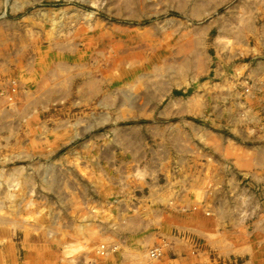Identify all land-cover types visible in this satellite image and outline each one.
Returning a JSON list of instances; mask_svg holds the SVG:
<instances>
[{"label": "rangeland", "instance_id": "1", "mask_svg": "<svg viewBox=\"0 0 264 264\" xmlns=\"http://www.w3.org/2000/svg\"><path fill=\"white\" fill-rule=\"evenodd\" d=\"M136 243L264 264V0H0V264Z\"/></svg>", "mask_w": 264, "mask_h": 264}, {"label": "crops", "instance_id": "2", "mask_svg": "<svg viewBox=\"0 0 264 264\" xmlns=\"http://www.w3.org/2000/svg\"><path fill=\"white\" fill-rule=\"evenodd\" d=\"M209 221L212 222L211 220H209ZM46 245H49V244L47 243ZM128 247L129 246H126L127 249H130V247L129 248ZM127 249H125L126 251H124V253L123 252L121 253L123 256L127 255L130 252ZM133 250H135V251L131 255H135L134 257L136 260V262H135L136 264H143V263H145V264H173L170 261H172V259H174V258L182 259V264H195L196 263V261L194 260V259H196L195 258L196 255H193V253H190L189 251L184 253L183 250L179 251V249L176 247H172V248L168 249L167 252L163 255L164 259H161L160 262L150 261V259H148L146 257H145L144 261L142 259H137V257L142 256V255H140V253L143 250V247L139 244H137V249H133ZM125 261H126V259H125V257H123V263ZM247 263H249V260H247Z\"/></svg>", "mask_w": 264, "mask_h": 264}, {"label": "bare ground", "instance_id": "3", "mask_svg": "<svg viewBox=\"0 0 264 264\" xmlns=\"http://www.w3.org/2000/svg\"><path fill=\"white\" fill-rule=\"evenodd\" d=\"M223 46H224V44H223ZM50 92H51V91H50ZM52 93H53V92H52ZM48 95H49V94H48ZM231 121H232V120H231ZM203 130H204V129H203ZM208 134H209V133H208ZM223 138H224V136H223ZM223 138H222V139H223ZM227 138H228V137H227ZM189 139H191V138H189ZM228 139H229V138H228ZM231 139H232V138H231ZM218 140H220V139H218ZM218 140H217V141H218ZM218 142H219V141H218ZM224 142H225V141H224ZM226 142H227V141H226ZM220 143H221V141H220ZM222 144H223V143H221V145H222ZM225 144H226V143H225ZM231 144H232V143H231ZM222 146H223V145H222ZM225 147H226L225 150L227 149L226 151H228V147H227L226 145H225ZM229 148H231V147H229ZM230 150H231V149H230ZM223 151H224V150H223ZM224 153H225V152H224ZM222 158H223V156H222ZM245 158H246V157H245ZM243 159H244V158H243ZM246 159H247V158H246ZM241 160H242V159H241ZM247 160H248L249 162H251V161L253 160V158H252V159H247ZM250 160H251V161H250ZM254 160H255V159H254ZM241 162H242V161H241ZM252 162H254V161H252ZM167 199H168V197H167ZM167 199H166V200H167ZM167 201H169V200H167ZM171 202H172V201H171ZM168 203H169V202H167V204H168ZM170 204H171V203H170ZM185 204H186V203H185ZM186 206H187V204H186ZM186 206H185V207H186ZM190 208H191V207H190ZM94 215H95V214H94ZM134 219H136V218H134ZM128 248H129V247H128ZM157 248H158V247H157ZM125 249H127V248H124L123 250H125ZM127 250H128V249H127ZM150 252H151V251H150ZM145 253H147V252H145ZM154 254H155V253H154ZM146 256H147V254H146ZM155 256H156V255H155Z\"/></svg>", "mask_w": 264, "mask_h": 264}, {"label": "built area", "instance_id": "4", "mask_svg": "<svg viewBox=\"0 0 264 264\" xmlns=\"http://www.w3.org/2000/svg\"><path fill=\"white\" fill-rule=\"evenodd\" d=\"M157 252V254H159V252H160V250L159 249H156V250H154V251H152V252ZM157 254H155V255H157Z\"/></svg>", "mask_w": 264, "mask_h": 264}]
</instances>
